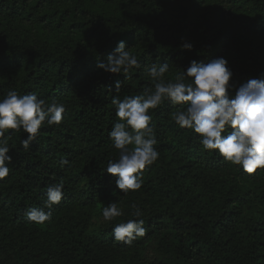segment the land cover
I'll use <instances>...</instances> for the list:
<instances>
[{"label":"trees","instance_id":"1","mask_svg":"<svg viewBox=\"0 0 264 264\" xmlns=\"http://www.w3.org/2000/svg\"><path fill=\"white\" fill-rule=\"evenodd\" d=\"M119 41L141 64L128 80L97 66ZM185 42L193 48L182 49ZM218 57L237 87L264 73V0H0V97L35 92L67 108L61 125L42 126L27 150L22 131L9 141L0 264H264V171L246 175L215 151L202 152L197 134L170 118L178 106L165 102L150 113L160 156L140 190L125 196L103 172L118 158L109 138L112 98L151 87L145 69L157 59L174 79L191 61ZM61 180L52 219L27 221L30 208L49 211L47 186ZM113 201L125 215L91 230L93 213ZM133 203L147 233L132 246L114 243L112 228L133 219ZM150 245L154 256L144 254Z\"/></svg>","mask_w":264,"mask_h":264},{"label":"clouds","instance_id":"2","mask_svg":"<svg viewBox=\"0 0 264 264\" xmlns=\"http://www.w3.org/2000/svg\"><path fill=\"white\" fill-rule=\"evenodd\" d=\"M181 48L191 50L193 45L185 42ZM129 49L124 41H119L107 62L97 66L107 73H122L130 79L132 70L139 69L141 64ZM169 69V63L157 59L145 69L151 87L134 96L112 98L117 122L109 131V138L118 158L109 159L103 172L113 177L116 188L125 196L140 190L144 184V171L158 161L160 153L155 147L158 140L150 113L165 102L178 106L170 113V118L180 129L197 134L202 152L211 155L215 151L246 175L256 174L258 169L264 171V73L237 87L230 83L234 73L223 57L207 64L193 60L174 79L165 78ZM120 88L121 83L117 81V93ZM66 111L64 103L53 100L49 104L35 92L20 94L10 89L0 97V180L8 177L11 171L9 165L13 157L9 153L15 145L10 147L9 141L15 133L27 134L20 142L27 150L37 139L42 126L59 127ZM68 163L67 160L60 161L61 167ZM63 189L62 180L48 185L43 203L49 211L30 208L25 212L27 221L37 225L50 221V210L61 203ZM131 209L133 219L112 228L114 243L132 246L134 241L145 237L147 228L141 218L144 212L136 203ZM124 215L123 208L115 201L102 209L103 221L112 222Z\"/></svg>","mask_w":264,"mask_h":264},{"label":"rangeland","instance_id":"3","mask_svg":"<svg viewBox=\"0 0 264 264\" xmlns=\"http://www.w3.org/2000/svg\"><path fill=\"white\" fill-rule=\"evenodd\" d=\"M105 222H107V221H103L102 209H99V210H97V211H95L93 213V217H92L91 224H90V229L94 230V231H97L100 228H102V226H103V224ZM144 254L148 255V256L156 255L155 247L153 245L148 246L146 248ZM113 264H126V262H124L123 260L119 259V260H116L115 263H113Z\"/></svg>","mask_w":264,"mask_h":264}]
</instances>
